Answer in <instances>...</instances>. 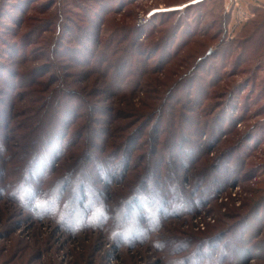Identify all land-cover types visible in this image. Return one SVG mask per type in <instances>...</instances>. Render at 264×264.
I'll return each mask as SVG.
<instances>
[{
  "label": "rangeland",
  "instance_id": "obj_1",
  "mask_svg": "<svg viewBox=\"0 0 264 264\" xmlns=\"http://www.w3.org/2000/svg\"><path fill=\"white\" fill-rule=\"evenodd\" d=\"M201 1L0 0V264H264V33Z\"/></svg>",
  "mask_w": 264,
  "mask_h": 264
},
{
  "label": "trees",
  "instance_id": "obj_2",
  "mask_svg": "<svg viewBox=\"0 0 264 264\" xmlns=\"http://www.w3.org/2000/svg\"><path fill=\"white\" fill-rule=\"evenodd\" d=\"M207 0H203L199 3H197L196 5H200L204 2H206ZM243 2L246 3V7L243 5ZM227 3H229L231 6L229 7V9H227L226 13H227V21H226V29H225V35H237V34H240L241 30L242 31H246L247 27H250V25H253L252 29L248 32V35L245 37V39H247V41L249 42H252V40H257V38L260 37L259 34H261V32L264 33V17L262 15H264V1H260V0H257L256 3H253V2H249L247 0H219V4L220 6H222L223 8L225 7V5H227ZM234 10H235V13H234ZM246 10V11H245ZM233 13L235 14V18H236V22L235 24L233 25L232 22H233ZM97 16V15H95ZM262 16V17H261ZM91 20H95L94 17H92ZM252 23V24H251ZM128 36L125 35V36H121V35H116V37L112 38V41L113 42H116L117 41V44L115 46H112L111 44L112 43H108L105 41V43H101L100 41H98V39H94V52H93V55H94V60H90L88 63L89 67L88 68H91L92 71H95V72H92L94 74H96L97 76L100 75L102 76L103 78L106 79L107 76H109V70H107L106 73H104L105 75H102V72H104V70L102 69L103 68V63L106 62L107 60V54H114V50H119L118 49V46L123 42V41H126L125 39L127 38ZM244 39V40H245ZM90 40V39H89ZM139 46V45H138ZM85 50L91 52V49L90 47H87L86 46H82ZM101 48V49H99ZM159 49V48H158ZM78 51H75V54L77 53ZM166 52H168V49L166 50ZM80 53V52H78ZM172 56H169L168 58L171 59ZM85 58V56H84ZM125 61H129V65H128V68H127V72H128V75L129 77L128 80L131 84L134 85V87L138 86V84L141 82H139V79L141 78V75L140 76H133V72L132 70L135 68L138 72H139V62H141L140 60L137 61L136 59H134V57H130L128 55H126V58H125ZM98 62V63H97ZM96 63L99 65V67H96ZM136 64L138 66H136ZM153 72V71H151ZM148 73L150 74V71H146L145 74L148 75ZM136 77V81L133 80V78ZM135 82V84H134ZM32 84V85H31ZM30 85L31 86H34L36 85V79L33 80V82L31 83ZM98 85V84H97ZM109 85V84H108ZM113 86H108V88H103L106 92H108L110 88H114L115 87V84H112ZM140 86V85H139ZM95 89V88H94ZM97 90L99 88H96ZM64 92V93H63ZM171 91H169V94L168 95H171L170 93ZM77 96V92L74 91V90H65V91H62L61 93H59V95L57 97H59V99L57 100V103L59 102L58 104V107L60 110V106H62L64 108V106H68L71 104V101L74 100ZM55 96V98H57ZM48 103H50L48 105ZM56 103V102H55ZM43 104L45 105L44 108H42L40 110V115L43 116L45 113L44 111H48V109L50 108L51 111H55L56 108L54 106L53 107H50V105L52 104L51 102L49 101H46V99H43ZM161 105H150L148 106V113H144V112H141L140 114H145L146 117H149V114H156L157 117L159 118H162V115L164 114V108L163 107H160ZM49 107V108H48ZM71 108L68 109V113L72 114L71 117L72 119L75 118V112L74 111H70ZM44 110V111H43ZM41 111H43V113H41ZM46 111V113H47ZM50 111V112H51ZM168 115L171 117L172 114L171 113H168ZM70 117V118H71ZM68 120V118H66ZM163 119V118H162ZM49 124V123H47ZM46 125V124H45ZM68 126V125H67ZM67 126L63 127L64 129L67 128ZM171 126L174 128L176 126V123L175 122H171ZM195 127L199 128V127H202V125L200 126L199 124H197V126L195 125ZM119 130V131H118ZM140 128L139 127H136V129L134 130H130V132H126L124 135V139L122 141V144L124 147H128V149H130V151H132V147H133V144H134V141L133 139L139 134V131ZM121 131H124L122 129H118V127H114L112 128V132L109 133V138H114L116 136H118V134H116V132L120 133ZM68 132H63V133H60L62 134V136H57V138L59 139H62V137H64L63 135H68L67 134ZM108 135V133H107ZM56 138V137H55ZM108 137L106 136V138H102V141H103V144L106 146V147H101L102 149H105V148H108L107 146H110L111 148L110 149H113L115 150L116 148H119L121 147V143L120 142H117V143H111V144H108L110 141L109 139H107ZM151 140L153 141H160V136H157L155 135L154 133L149 137ZM54 140V139H52ZM162 147H166V144L164 145L165 141H162ZM161 143H158V144H161ZM177 146H179L178 144H176ZM181 147V146H179ZM159 148L160 147H152L150 150H149V154L147 157H146V160L149 161V163H147V165H150L148 167H146V169H148L149 171L151 169H153V162L158 160L159 158V161L160 162V165L162 166V164L164 165L165 164V158L159 154ZM102 149H99L98 148V151H101ZM161 150V149H160ZM163 153V151H162ZM132 154H129L128 157L126 158V162L127 164L129 165L131 163V159H132ZM144 158V155H140L139 154V161ZM158 161V162H159ZM168 164V163H167ZM169 165V164H168ZM155 171L156 173L160 170V166L157 164L155 165ZM162 168V167H161ZM141 170V169H140ZM154 172V170H153ZM145 173V171H144ZM147 174V171L146 173ZM140 179V178H139ZM158 179V178H157ZM158 182V180L156 181V183ZM141 183L145 184V181H141Z\"/></svg>",
  "mask_w": 264,
  "mask_h": 264
},
{
  "label": "crops",
  "instance_id": "obj_3",
  "mask_svg": "<svg viewBox=\"0 0 264 264\" xmlns=\"http://www.w3.org/2000/svg\"><path fill=\"white\" fill-rule=\"evenodd\" d=\"M247 1L256 3L257 0H247ZM260 1H264V0H260Z\"/></svg>",
  "mask_w": 264,
  "mask_h": 264
}]
</instances>
